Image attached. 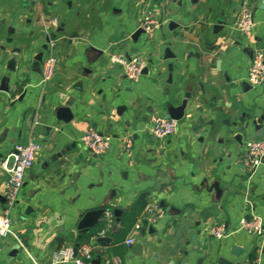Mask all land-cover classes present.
Segmentation results:
<instances>
[{"label":"crops","instance_id":"obj_1","mask_svg":"<svg viewBox=\"0 0 264 264\" xmlns=\"http://www.w3.org/2000/svg\"><path fill=\"white\" fill-rule=\"evenodd\" d=\"M245 6L255 25L241 33ZM148 11L160 20L152 37L140 31ZM51 42L57 71L43 85ZM258 50L264 0H0V213L9 208L2 162L16 144L42 146L9 209L0 264H52L79 242L91 244L90 264H264L259 238L235 232L249 215L246 198L264 220V165L251 177L244 164L248 140L264 139V84L247 80ZM113 56L144 57L140 80ZM182 107L178 133L154 137L152 117ZM89 128L111 135L112 149H84ZM139 200L144 209L160 203L165 217L121 237ZM221 223L234 233L217 239L211 230Z\"/></svg>","mask_w":264,"mask_h":264},{"label":"built area","instance_id":"obj_2","mask_svg":"<svg viewBox=\"0 0 264 264\" xmlns=\"http://www.w3.org/2000/svg\"><path fill=\"white\" fill-rule=\"evenodd\" d=\"M159 21L160 20L156 18L153 12L148 11L141 23V29L148 36L152 37L156 28L159 26ZM237 23L238 31L241 33L250 32L255 25L253 10L247 6L243 7L240 11ZM54 45L55 44L51 42V50L43 60L41 71V83L43 85L50 83L55 77L57 71L58 61L52 51ZM111 61L119 65L124 70L127 78L134 83H137L140 80L147 67V60L141 56H134L131 58L113 56ZM247 78L248 83L253 87L264 84L263 51L258 50L255 52ZM150 131L154 137H157V139H166L178 133L179 121L176 120V118L172 119L164 116H153L151 119ZM112 140L113 137L111 135L101 133L94 128H89L81 137V144L84 149L97 156H102L112 149ZM122 142L127 147H131L132 145V141L129 138H123ZM41 147L42 146L39 143L34 141H30L28 144H16L8 158L2 162V169L8 173L7 183H5L4 187V196L7 199L9 208L3 213H0V241L5 235L7 236L8 233H13V219L10 215L9 209L18 201L21 189L24 186V183H26L25 180L27 173L34 166ZM244 164L251 177L258 172V169L261 166L264 165V139L248 140L246 143ZM245 202L249 207V215L241 217L238 229L235 232L245 231L248 234L255 235L259 238L260 246L258 248V256L260 260V257L264 252V220L255 212L256 208H254V203L251 199L246 198ZM165 214L166 211L163 205L158 202L149 203L143 210L142 214L137 218L133 229L139 230L144 225H153L163 219ZM105 232L106 230L103 229L99 236H104ZM211 233L217 239H223L233 234L234 231H230L227 225L221 223L218 226L213 227ZM126 242L128 246H131L135 242V239L130 237ZM92 250L91 244L83 243L79 246L78 254L76 255L74 247H63L54 253L52 264H67L73 261H78L82 264H90L94 259ZM117 261H119V259H117Z\"/></svg>","mask_w":264,"mask_h":264},{"label":"water","instance_id":"obj_3","mask_svg":"<svg viewBox=\"0 0 264 264\" xmlns=\"http://www.w3.org/2000/svg\"><path fill=\"white\" fill-rule=\"evenodd\" d=\"M140 31L142 32L143 30L142 29H140ZM8 69L12 72H15L16 71V64H15V61L14 60H12L11 62H10V64H9V66H8ZM183 114H184V109H183V107L182 108H180V109H171L170 111H169V114L166 116L167 118H172V119H175L176 118V120H179V119H181L182 117H183ZM263 118V117H262ZM262 118L261 119H258L256 122L258 123V124H262ZM2 138H3V136H1L0 137V140H2ZM66 150H63L61 153H59L58 155H57V157H60V156H62V155H64V154H66ZM214 187L216 188V189H219V188H217L218 187V184L216 183L215 185H214ZM100 214H103V211H97L95 214H94V216L93 217H91V223L90 224H94L95 222H96V218L98 217V216H100ZM88 225V224H87ZM83 227H86V225H85V221H84V224H83ZM94 227V225L93 226H89L88 228H86L84 231H83V233H85V232H89L90 231V229H92ZM82 237V236H81ZM80 237V238H81ZM107 241H109V239L108 238H106V237H104V238H100L99 239V242L100 243H105V242H107ZM79 246H80V242L79 243H76V245L74 246V248H75V253H76V255L78 254V249H79ZM231 250H232V253L235 255V256H239V255H241L242 253H243V249L241 248V247H239L238 245H233L232 246V248H231ZM93 264H100V261H93ZM231 264V263H230Z\"/></svg>","mask_w":264,"mask_h":264},{"label":"trees","instance_id":"obj_4","mask_svg":"<svg viewBox=\"0 0 264 264\" xmlns=\"http://www.w3.org/2000/svg\"><path fill=\"white\" fill-rule=\"evenodd\" d=\"M136 204V203H135ZM145 205L143 203L142 200H139L137 202L136 205L133 206V208L126 212L123 217H122V233H121V237H124L126 234H128V232L130 231V229L133 227V225L136 223L137 221V217L139 216V214L142 212V210L144 209ZM107 224V220H103L99 223V227L103 228L105 225ZM97 230L93 229L92 234H97Z\"/></svg>","mask_w":264,"mask_h":264}]
</instances>
